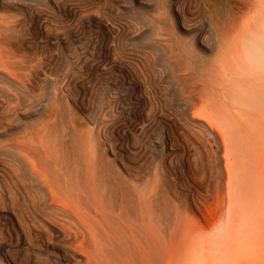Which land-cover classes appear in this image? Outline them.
I'll use <instances>...</instances> for the list:
<instances>
[{
	"label": "bare ground",
	"instance_id": "1",
	"mask_svg": "<svg viewBox=\"0 0 264 264\" xmlns=\"http://www.w3.org/2000/svg\"><path fill=\"white\" fill-rule=\"evenodd\" d=\"M79 1L96 5L108 14L119 11L124 3L133 7L146 4L144 0ZM6 2L0 0V5ZM45 2L73 11L74 16L79 5L67 2L61 7L58 1ZM220 4L213 9L206 0H164L169 13L165 25L179 36L176 40L174 35L169 38L165 34L178 43L169 53L189 67H205L204 52L214 55L207 72L185 90L186 99L180 103L183 122V118H175L177 112L176 116L165 113V99L158 101L159 97L158 103H152L153 96H148L138 74L137 52L123 55L121 49V56H116L119 58L113 56L124 44L135 45L138 33L132 29L134 22L129 29L126 23L116 26L99 19L95 28L88 17L82 24L74 21L64 37L52 40L63 51L72 46L85 49L89 76L67 83L65 90L73 94L74 108L88 123L96 119L94 111L86 108L96 96H92L95 89L120 100L123 120L108 126L109 134L106 128L104 140L98 141L94 134L86 137V124L80 119H74L67 138V133L58 128L61 109L51 107L43 112L44 105L35 100L30 102V114H25L22 107L19 111L15 108L14 118L20 126L13 134L5 125L7 115L0 94V182L9 172L10 163L16 166L13 173L10 170L15 178L14 190L7 182L1 191L3 264H10V250L25 245L54 257L58 264H264V0H251L248 10H244V0H235L231 8ZM2 18L0 15V78L21 89L26 74L18 69V49L14 47V52L12 47L15 44L6 42V22ZM217 19L223 21L221 30ZM9 30L5 29L7 34ZM132 49L136 51V45ZM185 67L180 70L185 77L179 76L183 84L196 77ZM59 89L63 95L64 87ZM152 89L157 94L156 88ZM190 102L199 105L206 118L191 116ZM149 103L154 105L151 113L146 108ZM182 127L187 134L183 135L188 136L187 145L178 132ZM4 154L10 156V163ZM151 155L157 161L153 167L147 163ZM178 156L182 164L175 161ZM166 162L176 176L169 197L177 212L175 223L164 213L169 195L164 180ZM164 214L173 221L170 228H166L170 222Z\"/></svg>",
	"mask_w": 264,
	"mask_h": 264
},
{
	"label": "rangeland",
	"instance_id": "2",
	"mask_svg": "<svg viewBox=\"0 0 264 264\" xmlns=\"http://www.w3.org/2000/svg\"><path fill=\"white\" fill-rule=\"evenodd\" d=\"M6 1H7L6 3L0 5V15H1V17H3L2 19L6 22L5 23L6 26L3 28L4 29L3 35L7 39L6 42L11 44V46H12V44L13 45L15 44L14 46H12L13 50H14V47H15V50L18 49L17 50L18 53H15L16 57H17V63H18L17 65H19L18 66L19 71L21 73L23 72L22 74H24V73L26 74L24 81L26 79L28 80V77H29L28 81L27 80L25 82L23 81V83L25 85L21 86V89H20V87L18 89V87H16V86H14V87L11 86L9 81H6V80H8L7 78H5V77L0 78V94H2L1 97H3L2 105H3V108L6 110L5 115H7L4 117V120H6L5 125L12 128L11 130H12L13 134H17L18 128H19L18 126H20L19 121H17V119L14 118V116L16 117V114H15L16 109H18V111H19L20 110L19 108L22 107L23 111L26 109V112H24L25 114H30V111H32V110H30L31 109L30 108L31 107L30 102H32V100H35L36 104L42 103L44 105L43 112H47V110H49L51 107H53V108L59 107L61 109V111L63 112V116L58 121V123H59L58 128H60V130L62 132L67 133V135H66L67 138L70 137V135L72 133L70 130H72L74 119H80V122H83L86 124L85 125V128L87 129V131L85 132L86 137L93 136L92 134H94V136H96L95 138L98 139V141H100L101 139L104 140L105 136L110 133L109 127H112V126H114V124L118 123L119 121L121 122L123 120V115L121 113V108H120L121 106L119 107L120 100H118L119 102H117L116 101L117 99H115L116 97H113L114 95H109L107 92L102 93L104 90L100 91V90L95 89V91H97V92L93 91L92 96H94V95H96V96H94L93 98L90 99L91 103L88 102V105L86 103V108L89 111H94L96 119H95L94 123H92V124L88 123L86 120V117H84V115L82 113H80L79 110L74 108V106H73V94H71V92H67L68 90H65L67 88V83H69V82L73 83L77 79H78V81H81V80L86 79L89 76V75H87L88 74L87 72H89V70H88L89 66L88 65L86 66V64L84 62V60H85V58H84L85 49H83L80 46H78V47L72 46L70 49L65 48L64 51H63V49H61L62 50L61 51L60 48H58L57 45H55V43L52 42L53 38H56L57 36L64 37L65 34H67L68 29L70 27H72V25H74L75 22H77V23L79 22L80 24H82L81 21L86 20L89 17L93 27L98 26V24H96L95 21L101 19L105 22L106 21L112 22V23L116 24V26L121 24L122 22H123L122 24L126 23L127 28H129V25H132V23L134 22L135 25L132 26V29H136L137 30L136 33H138V36H137L138 38L135 40V45L137 48L136 51L132 49L135 47V45L124 44L122 46V48H119L118 51H115L117 54L114 52L113 56L116 59L119 58L116 56L120 55L119 51L121 49L124 51V52L123 51L121 52L122 54L123 53L127 54L130 51L134 52V53L137 52L136 54H138L137 57L139 59L138 61L136 60L137 63L134 59H131V58H129V59L131 61L134 60L133 62L136 63V66L138 68L137 70H140V71H138V74H139V77L141 79V82L143 81L142 84L145 85V86L143 85L145 87V91L150 93V94L147 93L148 96L149 97L153 96L154 98L156 96L155 99L152 97L154 102L156 101L154 103L152 100V103L155 105L156 103H158L159 100L160 101L162 99L167 100V101L162 100L163 107L165 105L167 106V107L165 106L163 108L164 111H166L165 113L168 114V116H174L175 113L177 112L176 114L178 115V117H175V118H179V117L181 119L183 118L181 122L184 121V116H183L184 111L182 110L180 103L183 99H186L185 90L194 84V80L196 81V79L197 78L199 79V77L203 73L207 72V69H209L210 63L212 61L211 59H213V56H214V55H212L213 54L212 51L204 52L203 58H205L204 64H206V66L203 67V65H200V64L196 65L195 64V66L193 65V66L189 67L185 62H182L183 61L182 59L179 60L180 57L177 58V56H172L169 53L172 49H175L178 46V43H175V42L169 40V38H170L169 35L170 36L174 35V38L176 40L179 38V36L175 35V33L172 31V28L170 27V25H165V19L167 17L169 18V16H168L169 13H168V10L166 9V6L164 5V0H144L146 2L145 5H137L135 7H133L131 5V3H124L121 5L119 11L115 10L114 13H111V14L110 13L108 14L107 12L105 13L99 7L97 8L95 4H94L95 7L92 6L93 4H89L92 7V9H91V7L88 4H85L83 1L81 2L79 0H70V1L69 0H54V1H58V4H60L61 7L63 6V4H66L68 1L69 2L67 4H70L71 2L72 3L75 2L78 5V3H79V5L77 6L78 10H77V13L75 14V16L72 13L73 11H69L68 9L65 10L64 8H62L63 9L62 10L61 8L59 9L58 7H55L53 4L46 5L45 0H34L35 2H33V0H16V1L15 0H6ZM29 1H31V2H29ZM229 1H231V3ZM16 2H18V3H16ZM228 2L231 5H229ZM206 3H207V6H209V8L214 7L213 9H215V7H220V5H221L220 3H224V4L226 3L231 8V6H234L235 0H228L227 2H225V0H206ZM250 3H251V0H244V10L249 9ZM80 4L84 7V9ZM84 5H86V6H84ZM87 5L89 6L88 9H86ZM162 7H163V9H162ZM53 9H54V11H53ZM99 9L102 12H100ZM87 11H88V13H87ZM98 12H100V13H98ZM81 14H82V16H81ZM104 14H105V16H104ZM102 15L104 17H102ZM48 16H49V18H48ZM76 17H77V19H76ZM199 18H203V15L200 16ZM126 19L130 22H128V21L126 22ZM135 19H136V21H135ZM220 19H222L224 21L223 18H220ZM220 19L219 20L217 19L216 25L218 26V29L221 30L223 27V21L222 20L220 21ZM72 20H73V22H71ZM42 22H44L46 24L44 29L41 27V25H43ZM162 24H163V26H162ZM137 25H139V27ZM164 26H165V28H164ZM8 27L10 30L8 31V34H7L5 29L8 30ZM129 29H131V27ZM162 33H163V36H161ZM165 34L166 35L168 34L167 37H169V38H167ZM7 35H9L11 37H9ZM39 38H40V40H39ZM187 39L189 40L190 37H187ZM11 41L13 43H11ZM53 41H55V40H53ZM188 42H190V41H188ZM191 45L192 44H189L188 46L191 47ZM148 48H149V51H145V49L148 50ZM150 49H152L153 53ZM15 50H14V52H16ZM125 51H126V53H125ZM150 53L152 55H149ZM146 54H148V55H146ZM148 57H150V58L146 59ZM19 58L21 60H19ZM126 58L127 57H125V59ZM145 59H146V61H145ZM139 61H142V62H139ZM147 61L149 62V65L146 64ZM19 62H21V63H19ZM179 64H180V66H179ZM183 64H185V65H183ZM21 66H22V68L20 69ZM23 66H24V68H23ZM138 66H141V67H138ZM148 66H150V68H147ZM183 66L184 67L186 66L185 69L190 71V73L193 72L194 73L193 75H196V77H194L193 80L184 81L185 85L183 84V81L179 80V79H181L180 77H182V78L185 77L184 76L185 72L180 71L181 69H184ZM146 68L149 69V71L146 70ZM151 68H152V71H151ZM27 70H29V72L31 71L32 73L26 72ZM54 70H55V72H54ZM145 70H146V72H145ZM150 71L152 73H150ZM158 71H159V73H158ZM140 72H142L141 75H140ZM29 74H31V76ZM148 74H150V75H148ZM153 74H154V77H153ZM151 75H152V77H150ZM176 76L178 78H176ZM157 78L161 79V80H158ZM3 79H6V80L4 81ZM189 81H191L190 82L191 84H189ZM150 82H151V84H150ZM159 83H161L163 85H161ZM158 84H159V86H158ZM180 84H181V86H180ZM151 85L154 88H156L155 91H157L158 96L154 92V89H152ZM33 86H34V88H33ZM62 86L64 87L63 95L60 93V89H59ZM157 86L159 88H157ZM163 86H165V87L167 86V87L165 88ZM183 87H185V89H182ZM180 89L182 90V92ZM150 90H152V91L150 92ZM174 91H176L175 95H174ZM160 93H161V95H160ZM176 93H177V95H176ZM151 94H153V95H151ZM107 95L109 96V98L107 97ZM159 97H161V99H158ZM174 98L177 100L174 101ZM63 99H65V101L68 103H66ZM157 99H158V101H157ZM153 104L149 103V107H147L148 104L146 105V108L148 109V112H150V113L153 110V107H152V106H154ZM175 104H177V105H175ZM4 105H7V106H4ZM9 105H12V106H10V108H9ZM68 106H69V108H68ZM87 106H89V107H87ZM13 108H14V112H13ZM96 108H97V110H96ZM179 108H181V109H179ZM11 109H12V111H10ZM178 111L180 113H178ZM188 111L190 112L191 116H200V117L204 116V118H206V116L201 113V110L199 109V105L196 106L193 102H192V104L190 102V106L188 108ZM7 117H8V119H7ZM11 117H13V118H11ZM180 118H179V120H181ZM9 119L13 120V121L12 120L9 121L11 124L8 123ZM120 119H122V120H120ZM14 120H16L17 122H15ZM26 120H27L26 121L27 123L30 122V117L29 118L27 117ZM179 120L177 119V121H179ZM112 123H113V125H112ZM12 125H13V127H12ZM89 125H90V128H92V129H90L88 131ZM93 126H94V128H93ZM107 127L109 128L108 134H107V129H106ZM190 127L192 129L198 131V132H201V131L197 130L199 128L197 126H195L197 129H195L193 125H191ZM180 130L178 132L179 133L181 132L180 133L181 134V142L185 145L189 144V141L187 140L188 136H184V135H187V134H184L185 132H183V130L185 131V129H183V127H182V131H180ZM90 131L93 133L89 134ZM157 131L159 132V129ZM95 132H97V134ZM154 138H156V137H154ZM6 140L7 139H3L4 143H7ZM208 143H211V141H209V139H208ZM106 153L108 155L110 154L108 149L106 150ZM7 155L8 154H4L3 158L5 157L6 160L9 158L8 159L9 161H7V162L10 163L11 158L9 155L8 156ZM148 160L149 161L147 163L152 167L157 162V161H155V155L154 156L151 155V157H149ZM182 160L183 159L180 156H178L175 159V161L177 163H180V164H182ZM13 163L14 162L10 163V165L12 167L10 165H8V167L10 166L9 167L10 170L12 169V171H11L12 173H13V170L15 171V169H16L15 163L14 164ZM13 168H15V169H13ZM10 170H8L9 171L8 173H5L6 175H3V177H1L2 182H0V203H1L0 205H2L3 197H4L2 195V192H1L3 184L4 183L7 184V182H9L8 184H9L10 188H11V186H12V189L14 188L12 184H13V180L15 178L13 175L10 176V174H12L10 172ZM151 175H152V173H149L148 177H151ZM4 176L5 177L9 176L8 177L9 181L5 182V179L7 180L8 178L7 177L5 178ZM174 177H176V176H175V173H174L172 167H169L167 162L164 163V180H165L166 188H167L168 193H169V195H167V198L165 201L164 213H167L168 214L167 216L170 219H172L174 216L176 218V215H177V212L173 211V210H175V208L172 206V204L169 200L170 199L169 197H171V193L174 190V188H173L174 184L173 183H175V180H176V178H174ZM11 181H12V183H11ZM164 217L166 219L168 218V217H166V215ZM169 218H168L169 221L164 219V224L166 221H168V223L170 222L169 223L170 226L166 222L169 226V227L166 226V228H170L171 226L174 225V224H171V222H173L172 220H174V223L176 221L174 218L170 221ZM1 241H2V236H0V245H1ZM8 253H9L8 257L11 260L10 264H58L57 262H55L54 257H47L45 254H41V253L33 250L31 247H29V245H25L21 249H14L13 248ZM3 257H4L3 251L1 250V247H0V264L3 261Z\"/></svg>",
	"mask_w": 264,
	"mask_h": 264
}]
</instances>
